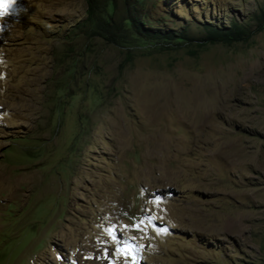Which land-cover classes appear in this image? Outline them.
<instances>
[{
  "label": "rangeland",
  "instance_id": "1",
  "mask_svg": "<svg viewBox=\"0 0 264 264\" xmlns=\"http://www.w3.org/2000/svg\"><path fill=\"white\" fill-rule=\"evenodd\" d=\"M89 1L0 19V264H264V0Z\"/></svg>",
  "mask_w": 264,
  "mask_h": 264
},
{
  "label": "trees",
  "instance_id": "2",
  "mask_svg": "<svg viewBox=\"0 0 264 264\" xmlns=\"http://www.w3.org/2000/svg\"><path fill=\"white\" fill-rule=\"evenodd\" d=\"M142 1V0H141ZM121 5L125 11V14L129 16V14L131 12H135V9L134 7H132L131 3L129 2V0H121ZM143 7V5H141ZM111 9L113 10V4L111 3ZM111 10V11H112ZM105 16L107 17V13H104ZM92 6L90 4V1L88 0L87 2V19L88 21H90L92 19ZM104 17V16H103ZM104 20H106L104 18ZM126 20H129L128 18H126ZM107 21H105L106 23ZM137 19H130L129 20V24L131 26V28L133 29L134 32L138 33V28H137ZM207 34L209 37H212V38H221L223 40H229L230 38H233V36L236 34V31H233V32H230V33H219L215 30H207ZM143 37L145 38H148V39H152V38H157L155 37L154 35H151V34H144Z\"/></svg>",
  "mask_w": 264,
  "mask_h": 264
},
{
  "label": "snow or ice",
  "instance_id": "3",
  "mask_svg": "<svg viewBox=\"0 0 264 264\" xmlns=\"http://www.w3.org/2000/svg\"><path fill=\"white\" fill-rule=\"evenodd\" d=\"M16 0H0V19L6 17Z\"/></svg>",
  "mask_w": 264,
  "mask_h": 264
}]
</instances>
